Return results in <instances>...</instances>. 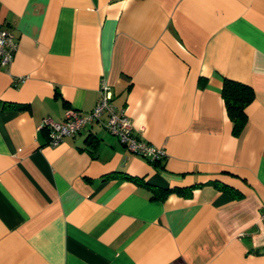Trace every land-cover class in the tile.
<instances>
[{"label": "crops", "instance_id": "0c3cea01", "mask_svg": "<svg viewBox=\"0 0 264 264\" xmlns=\"http://www.w3.org/2000/svg\"><path fill=\"white\" fill-rule=\"evenodd\" d=\"M0 27V264H264V0H0ZM102 82L165 159L100 124L48 144Z\"/></svg>", "mask_w": 264, "mask_h": 264}, {"label": "built area", "instance_id": "2783aa9c", "mask_svg": "<svg viewBox=\"0 0 264 264\" xmlns=\"http://www.w3.org/2000/svg\"><path fill=\"white\" fill-rule=\"evenodd\" d=\"M16 50L17 43L14 34L9 29L0 27V66H9ZM99 92L100 96L89 112L69 110L65 119L60 122L49 118L43 119L40 128L47 129L48 144L57 146L64 137L75 135L85 125L100 124L115 135L128 150L146 158L149 162L155 163L165 159L166 151L142 139L139 131L134 130L125 111L118 109L112 103L113 93L106 82L101 83ZM261 220L264 224V212L261 214Z\"/></svg>", "mask_w": 264, "mask_h": 264}, {"label": "trees", "instance_id": "16d2710c", "mask_svg": "<svg viewBox=\"0 0 264 264\" xmlns=\"http://www.w3.org/2000/svg\"><path fill=\"white\" fill-rule=\"evenodd\" d=\"M221 96L224 100L228 117L233 124V131L239 133L246 123L245 108L253 101L254 90L245 83L224 78L222 80ZM6 106H9V104H6ZM12 107L21 106L12 105ZM217 186H220V184L217 183ZM226 189L231 190L227 187ZM232 192L237 193L235 191Z\"/></svg>", "mask_w": 264, "mask_h": 264}]
</instances>
